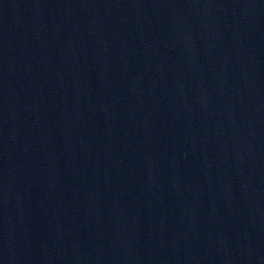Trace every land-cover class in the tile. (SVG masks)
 <instances>
[{"label":"water","instance_id":"95a60500","mask_svg":"<svg viewBox=\"0 0 264 264\" xmlns=\"http://www.w3.org/2000/svg\"><path fill=\"white\" fill-rule=\"evenodd\" d=\"M0 264H264V0H0Z\"/></svg>","mask_w":264,"mask_h":264}]
</instances>
